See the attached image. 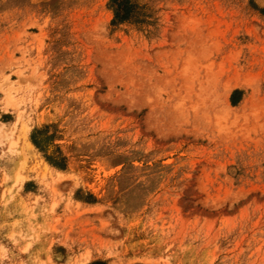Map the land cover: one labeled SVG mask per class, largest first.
I'll return each instance as SVG.
<instances>
[{
	"label": "rangeland",
	"instance_id": "374dc122",
	"mask_svg": "<svg viewBox=\"0 0 264 264\" xmlns=\"http://www.w3.org/2000/svg\"><path fill=\"white\" fill-rule=\"evenodd\" d=\"M130 2L0 0V264H264V0Z\"/></svg>",
	"mask_w": 264,
	"mask_h": 264
},
{
	"label": "trees",
	"instance_id": "16d2710c",
	"mask_svg": "<svg viewBox=\"0 0 264 264\" xmlns=\"http://www.w3.org/2000/svg\"><path fill=\"white\" fill-rule=\"evenodd\" d=\"M112 7L114 9L115 18L117 19H125L128 14L131 12L132 5L130 0H111ZM40 131H35L32 136L33 142L40 148H42L40 141L37 138V133ZM49 159V158H48ZM51 161V160H50ZM53 162V161H51ZM55 163V162H53Z\"/></svg>",
	"mask_w": 264,
	"mask_h": 264
}]
</instances>
